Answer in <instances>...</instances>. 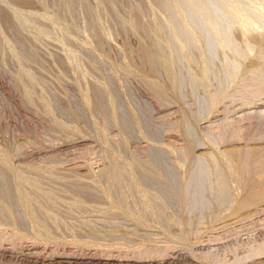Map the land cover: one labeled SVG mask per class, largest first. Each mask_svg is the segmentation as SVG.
Listing matches in <instances>:
<instances>
[{
	"label": "rangeland",
	"instance_id": "374dc122",
	"mask_svg": "<svg viewBox=\"0 0 264 264\" xmlns=\"http://www.w3.org/2000/svg\"><path fill=\"white\" fill-rule=\"evenodd\" d=\"M263 92L264 0H0V264H264Z\"/></svg>",
	"mask_w": 264,
	"mask_h": 264
},
{
	"label": "bare ground",
	"instance_id": "6f19581e",
	"mask_svg": "<svg viewBox=\"0 0 264 264\" xmlns=\"http://www.w3.org/2000/svg\"><path fill=\"white\" fill-rule=\"evenodd\" d=\"M25 1V0H24ZM8 2V1H7ZM9 2H10V0H9ZM39 2V1H38ZM23 3V2H22ZM25 3V2H24ZM28 3V2H27ZM44 4V3H43ZM24 5V4H23ZM45 5V4H44ZM20 6V5H19ZM264 93V92H263ZM258 98V97H257ZM215 104V103H214ZM241 106V105H240ZM209 107V106H208ZM213 107V106H212ZM183 114V113H182ZM131 115V114H130ZM193 115V114H192ZM263 115V117H264V113L262 114ZM134 117V116H133ZM190 117V116H189ZM135 122H136V120H134ZM199 121V120H198ZM138 122V121H137ZM196 123V122H195ZM123 124V123H122ZM133 124V123H132ZM137 124V123H136ZM121 125V124H120ZM120 125H118V126H120ZM246 126H247V124H246ZM261 126H264V125H261ZM190 127V126H189ZM253 128V127H252ZM133 129V128H132ZM185 129V128H184ZM134 130V129H133ZM262 131H263V129H262ZM264 132V131H263ZM137 133V132H136ZM139 133V132H138ZM148 135V134H147ZM238 135V134H237ZM142 139V138H141ZM150 139V138H149ZM247 142V141H246ZM202 146V145H201ZM191 147V146H190ZM264 152V151H263ZM185 153V152H184ZM260 154V153H259ZM186 156V155H185ZM263 156V155H262ZM192 157V156H191ZM189 158H190V156H189ZM5 159V158H4ZM3 159V160H4ZM221 159V158H220ZM127 161V160H126ZM8 162V161H7ZM128 162H129V160H128ZM126 163V162H125ZM11 164V163H10ZM186 164V163H185ZM137 165V164H136ZM15 166V165H14ZM14 166L12 165V167H13V170H14ZM120 166H121V164H120ZM127 166V165H126ZM125 166V167H126ZM150 166V165H149ZM8 167V168H7ZM12 167H11V165H7L6 167H5V170H7V169H10V170H12ZM58 167V166H57ZM56 167V168H57ZM110 167V166H109ZM114 167V166H113ZM116 167V166H115ZM119 167V166H118ZM117 167V168H118ZM146 167V166H145ZM7 168V169H6ZM55 168V167H54ZM116 168V169H117ZM127 168V167H126ZM219 168V167H218ZM20 169V168H19ZM51 169V168H50ZM104 169V168H103ZM4 170V171H5ZM38 170H40V169H38ZM114 170V169H113ZM112 170V171H113ZM120 170V169H119ZM127 170V169H126ZM152 170V169H151ZM154 170V169H153ZM171 170V169H170ZM4 171L2 170V172L4 173ZM111 171V172H112ZM116 171V170H115ZM115 171H113V172H115ZM118 171V170H117ZM130 171V170H129ZM7 172V171H6ZM17 172V171H16ZM56 172V171H55ZM118 172H120V171H118ZM118 172H117V175H119L118 174ZM155 172V171H154ZM3 173H1L0 174V177H1V175L3 174ZM36 173H38V172H36ZM127 173H129V172H127ZM131 173H133L132 171H131ZM135 173V172H134ZM134 173H133V175H134ZM140 173V172H139ZM156 173V172H155ZM160 173V172H159ZM9 174V173H8ZM39 174V173H38ZM67 174H69V173H67ZM115 174V173H114ZM130 174V173H129ZM224 174V173H223ZM20 175V174H19ZM18 175V176H19ZM110 175H112V174H110ZM116 175V174H115ZM245 175V174H244ZM256 175V174H255ZM2 176H4V175H2ZM57 176V175H56ZM61 176V175H60ZM122 176H123V174H122ZM129 176V175H128ZM141 176V175H140ZM143 176V175H142ZM156 176V175H155ZM172 176V175H171ZM184 176V175H183ZM188 176V175H187ZM221 176V175H220ZM45 177V176H44ZM76 177V176H75ZM126 177V176H125ZM131 177V176H130ZM134 177V176H133ZM149 177V176H148ZM163 177V176H162ZM175 177V176H174ZM43 178V177H42ZM67 178V177H66ZM112 178V177H111ZM151 178V177H150ZM168 178V177H167ZM3 179H5V177H3ZM21 179V178H20ZM46 179V178H45ZM159 179H161V178H159ZM2 180V178L0 179V181ZM27 180V179H26ZM47 180V179H46ZM116 180V179H115ZM138 180V179H137ZM164 180V179H163ZM3 181V180H2ZM1 181V182H2ZM28 181V180H27ZM40 181V180H39ZM140 181V180H139ZM138 181V182H139ZM252 181V180H251ZM0 182V183H1ZM4 182V181H3ZM15 182V181H14ZM29 182V181H28ZM31 182V181H30ZM36 183H37V185H38V181H37V179H36V181H35ZM76 182V181H75ZM137 182V181H136ZM161 182V181H160ZM169 182H172V181H169ZM177 182V181H176ZM39 183H41V182H39ZM55 183V182H54ZM164 183H165V181H164ZM250 183V182H249ZM2 184V183H1ZM1 184H0V186H1ZM22 184H24V183H22ZM136 184V183H135ZM171 184V183H170ZM175 184V183H174ZM182 184V183H181ZM184 184V183H183ZM227 184V183H226ZM20 185V184H19ZM60 185V184H59ZM169 185V184H168ZM217 185V184H216ZM247 185V184H246ZM260 185H261V183H260ZM73 186V185H72ZM116 186V185H115ZM132 186V185H131ZM179 186V185H178ZM264 186V185H263ZM4 187V186H3ZM34 187V186H33ZM42 187V186H41ZM87 187V186H86ZM127 187V186H126ZM125 187V188H126ZM175 187H177V186H175ZM30 188V187H29ZM35 188V187H34ZM39 188V187H38ZM65 188V187H64ZM72 188V187H71ZM75 188V187H74ZM78 188H80V187H78ZM188 188V187H187ZM200 188V187H199ZM248 188V187H247ZM1 189V188H0ZM7 189V188H6ZM5 189V190H6ZM9 189V188H8ZM7 189V190H8ZM121 189V188H120ZM147 189V188H146ZM172 189V188H171ZM178 189V188H177ZM184 189V188H183ZM182 189V190H183ZM3 190H4V188H3ZM3 190H1L2 192H3ZM4 190V192L3 193H6V194H4L5 196H6V198H8L9 199V195L7 196V192ZM51 190V189H50ZM80 190V189H79ZM36 191V190H35ZM132 191V190H131ZM137 191V190H136ZM147 191V190H146ZM184 191V190H183ZM232 191V190H231ZM21 192H26V191H21ZM21 192H18L17 193V195H16V198L14 197V202H15V200H16V203H15V205L14 204H12V202L11 203H8L7 204V202H6V206H5V201H7L6 199H4V205H0V206H5L4 208L2 207V211L5 209V213H9V218L11 219L12 218V222L16 225V227L17 226H22V225H25V224H28L29 223V227L31 228V230H32V234H33V231H35V233L33 234V236H35L34 238H37V240L39 239V236H43V235H41L42 234V232L44 231V229H46V228H48V230L50 229L49 227H50V225L48 226L47 224H49V222L47 223V222H44V221H46V219L47 220H49V221H51L52 222V224L53 223H55L56 221L57 222H59L60 223V220L61 219H59V217L57 218V216H60L59 215V211L57 210V209H55V211L56 212H58V215L57 214H55L54 212V209L53 208H55L54 207V205L53 204H47V205H44V203L42 204V202L40 201V200H38V199H41L42 197H43V199H44V197L46 198L47 196V194H45V196H39V198H37V200H35V202H33L32 203V198L30 197L31 196V193L29 192H26V194L27 195H25V193H21ZM37 192H38V190H37ZM37 192H36V194H37ZM42 192V191H41ZM46 192V191H45ZM44 192V193H45ZM75 192V191H74ZM113 192V191H112ZM128 192V191H127ZM145 192V191H144ZM148 192V191H147ZM185 192V191H184ZM258 192V191H257ZM50 193V192H49ZM48 193V194H49ZM51 193H52V191H51ZM56 193V192H55ZM2 194V193H1ZM30 196H29V195ZM77 194V193H76ZM101 194V193H100ZM125 194V193H124ZM252 194V193H251ZM3 195V194H2ZM12 195V194H11ZM39 195H40V193H39ZM51 197H50V196ZM48 196H49V198H53L54 196H52V194H49ZM56 195V194H55ZM58 195V194H57ZM98 195V194H97ZM102 195H103V193H102ZM147 195V194H146ZM172 195V194H171ZM184 195V194H183ZM29 196V198H30V200H29V198H28V201H31V204H29L28 203V201H27V197ZM32 196H34V195H32ZM36 196V195H35ZM34 196V198H36ZM81 196V195H80ZM258 196V195H257ZM0 197H1V195H0ZM56 197V196H55ZM61 197V195L58 197L57 196V198H59V200L60 199H62V198H60ZM74 197V196H73ZM77 199H80V197H79V195H77V196H75ZM74 197V201L76 200V198ZM125 197V196H124ZM156 197V196H155ZM3 198H4V196H3ZM71 198V197H70ZM82 198V197H81ZM89 198V197H88ZM96 198V197H95ZM104 198V197H103ZM106 198V197H105ZM143 198V197H142ZM1 199H2V197H1ZM43 199H42V201H43ZM257 199V198H256ZM34 200V199H33ZM45 200V199H44ZM67 200V199H66ZM2 201H3V199H2ZM9 201V200H8ZM13 201V200H12ZM27 201V202H26ZM48 201V200H47ZM50 199H49V203H50ZM53 201H54V198H53ZM52 201V202H53ZM56 201V200H55ZM54 201V202H55ZM72 201H73V199H72ZM72 201H70L71 203H75V206H76V202H72ZM79 201V200H78ZM118 201V200H117ZM174 201V200H173ZM182 201V200H181ZM185 201H186V199H185ZM13 202V203H14ZM57 202V204H58V201H56ZM62 202V201H61ZM81 202V201H80ZM84 202V201H83ZM126 202V201H125ZM180 202V201H179ZM188 202V201H187ZM47 203V202H46ZM60 203V202H59ZM70 203V204H71ZM79 203V202H78ZM108 203V202H107ZM120 203V202H119ZM56 204V203H55ZM65 204V203H64ZM182 204H183V202H182ZM181 204V205H182ZM78 205V204H77ZM80 205V204H79ZM83 205V204H82ZM57 206V205H56ZM74 206V207H75ZM122 206V205H121ZM124 206V205H123ZM129 206V205H128ZM66 207V206H65ZM64 207V208H65ZM86 207V206H85ZM84 207V208H85ZM98 207V206H97ZM101 207V206H100ZM109 207V206H108ZM116 207V206H115ZM149 207V206H148ZM1 208V207H0ZM57 208V207H56ZM63 208V207H62ZM64 208H63V210H64ZM71 208V207H70ZM89 208V207H88ZM106 208V207H105ZM177 208V207H176ZM66 209V208H65ZM68 209V208H67ZM72 209V208H71ZM70 209V210H71ZM74 209V208H73ZM72 209V210H73ZM76 209V208H75ZM125 209V208H124ZM127 209V208H126ZM62 210V211H63ZM84 210H86L87 211V207H86V209H84ZM111 210V209H110ZM149 210V209H148ZM158 210V209H157ZM161 210V209H160ZM2 211L0 212V214H2ZM40 211H42V212H40ZM65 211V210H64ZM68 211H69V209H68ZM73 211H76V210H73ZM89 211H90V208H89ZM131 211V210H130ZM232 211V210H231ZM38 212H40L39 214H38ZM92 212V211H91ZM109 212V211H108ZM154 212V211H153ZM161 212V211H160ZM180 212V211H179ZM43 214L44 215V217H42V219L44 220L43 222H41L40 220H41V218L40 217H38V215L39 216H41L40 214ZM65 213V212H64ZM68 213V212H67ZM71 213V212H70ZM69 213V214H70ZM100 213H102V212H100ZM110 213V212H109ZM117 213V212H116ZM4 214V213H3ZM61 214V213H60ZM165 214V213H164ZM42 215V216H43ZM72 215V214H71ZM76 215H77V213H76ZM141 215V214H140ZM168 215V214H167ZM6 216V215H5ZM8 216H7V218H8ZM107 216V215H106ZM121 216V215H120ZM135 216V215H134ZM133 216V217H134ZM139 216V215H138ZM61 217V216H60ZM87 217V216H86ZM130 217V216H129ZM160 217V216H159ZM76 218V217H75ZM132 218V217H131ZM164 218V217H163ZM58 219H59V221H58ZM140 219V218H139ZM143 219V218H142ZM5 220V219H4ZM163 220V219H162ZM3 221V220H2ZM10 221V222H11ZM27 221V222H26ZM90 221V220H89ZM106 221V220H105ZM11 222V223H12ZM25 222V223H24ZM79 222V221H78ZM94 222V221H93ZM114 222V221H113ZM156 222V221H155ZM159 222V221H158ZM47 223V224H46ZM112 223V222H111ZM122 223V222H121ZM7 224V223H6ZM102 224V223H101ZM126 224V223H125ZM171 224V223H170ZM14 225V226H15ZM60 224H58V226H59ZM66 225V224H65ZM68 225V224H67ZM73 225V224H72ZM123 225V224H122ZM27 226V225H26ZM53 227V226H52ZM78 227V226H77ZM120 227V226H119ZM10 228V227H9ZM59 228V227H58ZM70 228V227H69ZM83 228V227H82ZM94 228V227H93ZM118 229V228H117ZM51 230H52V228H51ZM86 230V229H85ZM89 230V229H88ZM16 231V230H15ZM46 231V230H45ZM76 231V230H75ZM79 231V230H78ZM39 232L41 233L40 235H39ZM51 232V231H50ZM81 232V231H80ZM103 232V231H102ZM51 233H53V232H51ZM48 235V234H47ZM53 235V234H52ZM52 235H51V237H52ZM55 235V234H54ZM53 235V236H54ZM59 235V234H58ZM91 235V234H90ZM95 235V234H94ZM45 236V235H44ZM43 236V237H44ZM57 236V235H56ZM72 236V235H71ZM49 237V236H48ZM47 237V238H48ZM98 237V236H97ZM21 238V237H20ZM42 238V237H41ZM54 238V237H53ZM71 238H73V237H71ZM76 238V237H75ZM217 238V237H216ZM224 238V237H223ZM83 239H85V238H83ZM95 239V238H94ZM109 239V238H108ZM18 240V239H17ZM26 240V239H25ZM46 240V239H45ZM48 240V239H47ZM58 240V239H57ZM212 240V239H211ZM89 242V241H88ZM82 243V242H81ZM92 243V242H91ZM59 245V244H58ZM195 245V244H194ZM12 250V249H11ZM109 251V250H108ZM122 251V250H121ZM132 251V250H131ZM56 252V251H55ZM49 253V252H48ZM193 253V252H192ZM57 254V253H56ZM143 254V253H142ZM170 255V254H169ZM67 256V255H66ZM202 260V259H201ZM162 261V260H161Z\"/></svg>",
	"mask_w": 264,
	"mask_h": 264
}]
</instances>
